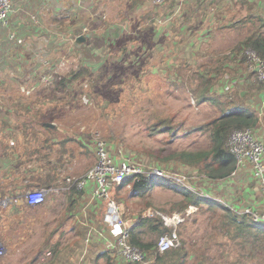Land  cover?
<instances>
[{"label": "rangeland", "instance_id": "rangeland-1", "mask_svg": "<svg viewBox=\"0 0 264 264\" xmlns=\"http://www.w3.org/2000/svg\"><path fill=\"white\" fill-rule=\"evenodd\" d=\"M56 1L62 4L63 10H68V4L70 3L67 4V0ZM169 2L170 0H166L159 5L161 14L162 6L164 5L167 9L169 7ZM76 3L77 8L80 10L88 8L85 11L84 19L81 21L91 29V33H88L89 36H92L94 40L100 38V40L103 41V36L109 31L111 32L114 29V25L122 24L120 23V18L127 10L130 0H79L76 1ZM48 6H51L49 0H47V7ZM184 7L195 13L188 23L189 29L183 31L179 36H177V34L174 35L175 38L172 36L173 39L165 37L155 39V37H153V44L150 43L146 47L142 46L138 55H129L128 53L120 52L119 49L121 45L118 46L114 44L115 42L112 41V35H110L109 42L105 41L104 44L101 43L99 47L100 50L97 51L98 49H96L97 52L93 53L96 54L94 60L97 61V63L102 61L105 64L103 58L101 60V50L109 44V52L105 53L104 57L107 58L110 55V50L114 52V57L111 58V63L115 64L114 69L113 71L112 68L108 69L106 72L108 79L106 78V82H103L101 78L97 77L103 65H98V67L96 65L92 77L98 78L97 85L99 88L94 91L90 90L91 93L84 98L81 108L69 111L65 124H61L62 128L57 132L58 137H63L62 132L67 131L69 136L73 138L77 137L78 139L80 138L86 143H88L87 141L92 140L93 149L95 134H98L100 138L103 139L102 141L108 146L109 152L116 158L129 155L131 158L145 163L146 166L152 165L153 167V165H158L160 166L159 168L168 173L184 174L187 172V174L190 175V180L195 177H203L197 173L188 172L189 170L187 167L177 163L171 162L170 164L165 165L164 163L159 162V159L155 156H151V152L163 149L162 152L165 155L174 150H194L203 148L208 143V134L206 132H193L190 130L206 120L219 116L222 109H225V106L231 104V100L234 96L238 108L242 109L247 106L250 87L245 82H239L235 90L232 89L233 91L231 90L230 92L222 91L221 93V89L225 90V86L221 89L219 87L217 90L218 93L215 95L213 101L197 102L193 91L198 88L200 79L195 76L193 72L200 64L211 62L212 64H216V66L225 64L226 71L231 72L230 70H232V75L237 72L246 73L245 65L235 64L238 62L234 57H228L230 59V61H228L229 59L227 60V62H230V64L228 63L230 66H228L225 56L231 55L229 54V50L247 35L250 29L258 26L259 20L255 17L250 20L247 17V13H249L246 12L247 6H243L239 3L236 5L235 2L229 4L215 3L214 0H205L204 4L200 2V5L197 6V10H195L190 3L185 4ZM210 8H214V11L210 10ZM129 10L132 12V18L137 15L134 8ZM253 10L254 6L251 13H249L250 16H254ZM93 14L95 15L93 16ZM23 17L25 18V16ZM27 18L28 16L25 19L27 20ZM49 19L50 18L47 15L44 18L42 17L39 21V26L40 24H43L47 30L57 28L54 25L47 24V20ZM130 21L132 24L134 20L131 19ZM135 22L133 23V26ZM230 22L233 23L230 25ZM37 26L38 25H36V28ZM44 26L39 28V33L32 35L42 36L45 33L42 31ZM79 26H81L80 19ZM119 28L123 27L120 26ZM5 30L4 27L1 29L2 32H7ZM189 34H191V37L188 38L189 41H187ZM54 37L57 40L56 33L54 34ZM48 38L49 36H47V39ZM123 40V47H128L129 49V38L126 37ZM30 46L27 44L24 51L39 52L36 51L39 49L36 47L30 48ZM45 48L47 49V46ZM56 48L53 47L51 57L53 62H56L57 60L61 62L62 60L64 61L62 68H59L58 65L55 67L58 70V76L61 78L67 74L72 66L74 67L77 65L79 61L85 57V49L83 52H78V49H75L74 46L71 45V42L62 45L57 49ZM87 50L89 52L86 51V53L90 54V52H92L91 48H88ZM12 60L13 58L7 56L6 59L3 57L0 58V64L2 63L0 66L1 69L5 70L9 77L11 76L12 78L7 79L10 81L9 86L6 89L2 90L0 88L1 91L5 92L0 98V105L8 108H11V105L8 103L10 101V92L18 90L17 85L20 86V88L24 87V83H15L16 79L18 78L24 81V78L28 76V69H35V67L40 66L36 65V62H29L28 67H22L20 65L23 61L21 57L19 62ZM184 61L187 62V66L182 65ZM10 65L13 66V68L9 67ZM118 65H122V67L115 70V67H118ZM140 67H142L141 70L139 69ZM43 69V67H40L37 71L42 74L44 72ZM37 71L35 70L34 72ZM135 71L139 72L138 76ZM192 76H195V78ZM249 77L250 76H247V78ZM103 78L105 77L103 76ZM36 81V78H32L27 79L25 82ZM87 81H89V89L94 80L87 79L86 82ZM113 82L115 84L114 89L118 94L114 91H112V93L121 96H111L113 99L112 101L108 96H103V93L109 92V86L112 88ZM232 85H234V83ZM241 87H243V90L240 89ZM134 89L138 91L137 98L130 97L134 92ZM20 95L27 98V96ZM118 97L120 99L124 98L125 102L127 101L124 106L118 105L116 102ZM19 98L21 97L19 96ZM220 101L223 102L218 104ZM114 107L118 109L114 111ZM10 115L14 118L12 121L13 123L17 122L18 125H21H19L18 128L15 127L17 131L14 133L9 132L4 135V144L1 143L0 145V153L3 154L2 157L5 158L4 153L6 152L11 158H5L10 162V165L7 163L6 167L3 166L0 170V174L1 179H7L8 183L14 181L17 182L16 177L18 176H14V169H11V166L14 163V151L17 149L21 150V154H17L22 160L21 166L19 168L17 166V170L19 175L18 180L21 183L19 186H22V193L19 194L16 191L18 186L15 185L8 188L7 191L2 190V200L5 198L22 199L27 190L34 189H27L29 188L26 186L27 183L22 184V177L25 178L23 175L26 174L28 166H37V161L34 160L35 157L33 156L32 159L30 158V154H28V151L25 148L24 141L21 142L20 139L15 138L17 135H21L24 138L25 131H27L26 140L30 141L28 146L32 149L33 146L39 144V142L35 143L32 140L35 134L31 133L29 120H26L25 117L20 116L19 114H15L14 111ZM156 115L171 117L172 127L166 130L165 133L151 137L148 135L147 131L143 130V127H145L149 121H152ZM2 122L3 121L1 120V123ZM32 127L39 126L33 125ZM39 130L42 133L45 132L41 127H39ZM186 132L189 133L184 135ZM76 133H79V135ZM174 136L177 137L173 142L169 143L168 140ZM15 139L18 141L19 145L16 143ZM11 141L13 144H10ZM70 145L73 146L71 149H73L76 157L71 158V163L65 164L64 168L61 169V175L71 176L73 179H77L78 177L76 176L81 175L84 171L90 168L91 165H95L97 160L94 153H92L93 151L91 152L90 150L89 152H86V150L83 149L82 153H79V146L76 142H74V144L71 143ZM15 147L17 148L14 151H9L10 148L13 149ZM39 158H41L42 164L46 160L41 156ZM170 170H174L175 172H171ZM150 182V191L147 194H139L130 199V201H136L135 211H132L129 208L124 199L127 190H129V186L120 188L118 192L114 189L109 191L110 198L118 204L121 217L127 226L132 224L137 215L142 217H151L154 215L162 219L164 218L165 220H167V218H172L168 223L171 226L170 228L180 231L182 227L179 226L187 220L188 227L182 237L188 235L189 237L196 239L201 235L205 237L207 234L216 232L213 237L216 244L212 242V248L210 249L211 252H209L208 255V257H211L212 262H219L220 249L226 250V248H234L235 251L237 250L239 241H233V235H221L220 232L217 233V229L213 227L210 228L204 224L201 214H196V208H189L186 211V216L181 214L169 216L160 211L161 208L167 207V204H164L166 201H170L172 197L173 199L171 201L178 199V196L174 192L179 189V186L167 181ZM5 188L6 187H3V189ZM57 188L59 190V193L56 194L57 196L52 197L50 194L47 197L45 204L42 206L29 208L20 201L23 203L21 206L14 204V207L10 209L0 208V237H2L0 238V243L6 250V256L0 260V264H27L30 262L31 257L38 251V248L46 238L47 240H53L51 236L53 235L52 231L58 224H62L60 230H57L56 232L60 244L67 245L68 241L71 242L73 240V234H75V231L73 232L72 230L69 232V229L78 223L75 218L69 216V211L66 207L65 192L68 190L66 189L60 192V186H57ZM11 194L13 196L17 194L18 196L13 197ZM221 196V194L216 195L217 198H220ZM144 202L152 204V206L145 211L140 209ZM175 216L180 220L179 222H177V218H174ZM193 220L197 221L194 222ZM19 225H22V227H18ZM19 229H22V232L25 233L21 238L18 236L14 237L15 234L20 232ZM181 231L183 232V229ZM62 233L64 235L61 236ZM232 234L235 233L233 232ZM55 239L56 236L54 237V240ZM192 242H194V240ZM236 252L240 253L239 251ZM236 256L238 257L239 255ZM48 260L49 259L47 258V261ZM259 263L260 260H258V257H255L250 258L246 264Z\"/></svg>", "mask_w": 264, "mask_h": 264}, {"label": "trees", "instance_id": "trees-1", "mask_svg": "<svg viewBox=\"0 0 264 264\" xmlns=\"http://www.w3.org/2000/svg\"><path fill=\"white\" fill-rule=\"evenodd\" d=\"M146 2V0H130L128 9L124 14H122L120 21L124 22L125 20H129V9L138 7L139 5H147L148 3L146 4ZM234 2L236 5L239 3L243 6H247L246 12L251 13L253 6L249 4V0L228 1L229 4ZM195 3L200 4L197 0ZM174 4L171 2L170 9H172ZM249 13H247V17L250 20L255 17L259 20V24L258 26L250 29L248 34L229 50V54H231L230 56L234 57L238 64L245 63L247 61L246 51L248 50H253L264 59V18L250 16ZM49 18L50 19L47 20V24L54 25L60 30L58 31L54 29V32L57 34L56 38L59 43V47L71 42V45H73L75 49H78V52H83L85 49V59L84 61H79V63L74 67L72 66L68 70L67 74L58 79V81L53 84H47V88H43L41 92L35 94L37 95L35 97L24 98L21 96L20 94L23 95V93L19 90L20 86L18 85V90L10 92V101L8 103L12 106L14 113L25 117L26 120H29L31 133L35 134L32 140L34 142L41 143L33 146L31 149L30 146H28L30 141L26 140L27 131H25V148H27L30 158L32 159L34 156V160L37 161V166H28L26 174L23 175L25 178L22 177V183H27L26 186L29 188H50L57 186L63 188L66 186V179L61 175L60 171L64 168L66 163L72 162V157H76L73 149H71L73 146L70 144H74V142H76L79 146V153H82L83 149L86 150V152L91 150L88 145V141V143H86L80 138H73L69 136L67 131L62 132L63 137L57 136V132L62 128L61 124H65L69 111L81 108L84 98L89 96L91 91L99 88L97 85L98 78H101L103 82H106L105 79H108L106 72L109 68H112V71L114 69L115 64L111 63V58L114 57V52L110 50V55L107 58L104 57V54L109 52V44L101 50V60L103 58L105 64L102 61L97 63V61L94 60L95 58L90 57V55L99 51L101 43L104 44L110 35L113 37L112 41L115 42L114 44L118 46L120 45L122 38H129V49L128 47H123L124 44H121L119 49L120 52L128 53L129 55H138L142 46L146 47L150 43L153 44L150 34L142 36L138 41V34L130 35L129 33H124L121 35L116 29L105 34V36H103V41L100 40V38H98V40H94L91 36H89L84 43L77 44L72 34V31L75 30L73 27L77 22L74 20L73 15L69 14V10H63L61 12L59 11L50 14ZM135 21L136 20H134L133 23ZM232 23L233 22H230V25ZM115 26L116 25L113 27ZM49 37L51 39L53 38L51 35H49ZM190 37L191 34L188 35L187 39ZM85 44H88L89 47L85 48ZM94 46L98 49L97 51L92 49L90 54L86 53L88 48ZM22 52L24 51L22 50ZM48 57H50L49 51H47V56H42V59H47ZM225 57L227 62L229 56ZM59 62L60 61L58 60L53 62V60L51 61V59H47V73L49 70L52 71L53 68L59 64ZM96 65L97 67L98 65H103V67L97 75L98 78H93L92 75ZM182 65L187 66V62L184 61ZM227 65L230 66L228 62ZM121 67L122 65H118V67H115V70L120 69ZM139 69L141 70L142 67ZM230 71L232 72V70ZM135 72L138 76L139 72ZM231 72L226 71L225 64L219 66H216V64H212L211 62L200 64L193 72V74L200 79L198 88L193 91L196 96V101H213L215 95L218 93V88H222V79L225 76L232 75ZM251 73L255 74L254 71H251ZM103 76L105 78H103ZM195 76L192 77L195 78ZM8 78L12 79L5 70L0 69V88L2 90L9 86L10 80H7ZM87 79L94 80L89 89L88 84L84 87V83ZM16 83L23 84L24 81L16 80ZM87 83H89V81H87ZM112 85V88L109 86V92H104L103 96H108V98L113 101L111 96L121 95H115L112 93V91L117 93L114 89V82ZM31 86H33V84L27 85L26 87L30 88ZM222 91L224 90L221 89V93ZM137 95L138 91L134 89V92L130 97L137 98ZM19 96L21 98H19ZM116 102L119 106H124L127 101L125 102L124 98L120 99L118 97ZM221 102L223 101L218 102V104ZM4 107L5 106L0 108V111L2 112H0V130L2 124V128L7 131L6 133H9V128L11 126L5 122L1 123V120L2 118L7 119L10 117L11 111ZM225 107L226 108L222 109L219 116L206 120L202 124L190 130L193 132H206L208 134V143L205 147L194 150H174L165 155L162 152L163 149L151 152V156H155L159 159V162H162L165 165H168L171 162L177 163L187 167L189 170L188 172L197 173L203 176V186L208 185L207 188L209 192L215 193L216 195L221 194L222 197L226 196V194L222 193V188L225 187V181L232 182L229 177L235 168V159L227 147L228 139L234 131L248 128L253 129V127L258 123V116L255 111L248 106H245L242 109L238 108L235 96L231 100V104ZM117 109L118 108L116 107L113 108L114 111ZM171 121V117L156 115L152 121H149L148 124L143 127V130L147 131L149 136L155 137L157 134L165 133L166 130L170 129L172 127ZM49 123H53L54 127L52 128L47 126ZM32 124L38 125L45 130L47 132V136L45 135L46 132L42 133L39 130V127H32ZM19 125L15 124L14 127L18 128ZM4 130L0 131L2 135L1 138H4ZM188 133L189 132H186L184 135H187ZM176 137L177 136L172 137L168 140V142H173ZM2 143L4 144V142ZM15 149L16 147L13 149L10 148V150L8 148L9 151H14ZM41 149H43L44 153H41ZM40 156L43 157V159H46L43 164L41 163V158H39ZM21 161L22 160L20 158V165ZM150 181H167L172 184L174 183L171 179H156L152 176L143 175L127 179L124 185H128L129 190H127V194L124 199L132 211H135L136 209V201H130V199L138 196L139 194H147L150 191ZM176 185L179 186V189L175 190L174 193L178 196V199L171 201L173 199L172 197L170 201H166L164 203L167 204V207L161 208L160 211L167 215L177 213L186 216V211L189 207H195L196 214H201L204 224L210 228L213 227L217 229V233L220 232L221 235H233V241H239V246L236 251H239L240 253H237L234 248H226V250L220 249L219 262H212L211 257H208V255L209 252H211L210 249L212 248V242L216 244V241L213 238L216 232L207 234L205 237L201 235L196 239H193L188 235L182 237L188 227L186 222L187 220L179 226L182 227L183 232L181 231L182 229L180 231L176 230L180 236V245L159 253L156 251L159 238L164 235L171 234L173 229L165 226L161 218L154 215L151 217H141L137 215L135 217L132 224L129 225V242L131 245L142 249L146 253L147 257L154 256L156 264H246L250 258L255 257H258V260H260L259 264H264V225L257 224L251 220V217L248 215L242 214L239 216L229 206H225L216 200L207 199L198 193H193L186 187H182L179 184ZM211 186L213 187L211 188ZM65 195L66 207L69 211V216L74 218L75 211L81 202L84 191L82 189H76L75 184H73L69 191L65 192ZM52 197H55V195ZM232 204L235 205L237 210H240V205L236 202L234 197L231 198V205ZM150 206H152L151 203L144 202L140 209L145 211ZM88 217L90 218V221L95 220L94 212L89 213ZM193 221L196 222L197 220ZM61 225L62 224H58L53 228V235L56 234L57 230H60ZM72 230L73 232L75 231V234H73V240L69 245H61L58 240H47L46 238L38 248V251L31 257L30 262L27 264H99V257H103V264H123L119 258L111 255L110 250L101 249L98 243H86L85 239L87 232L89 231V227H80L76 224L69 229V232ZM233 232L235 234H232ZM62 235L64 234L62 233L61 236ZM193 240L194 242H192ZM87 247H89L88 250L86 249ZM85 249L87 250L86 252H84ZM48 252L51 254L50 258L47 256ZM236 255L239 256L237 257ZM47 258L49 259L48 261Z\"/></svg>", "mask_w": 264, "mask_h": 264}, {"label": "built area", "instance_id": "built-area-1", "mask_svg": "<svg viewBox=\"0 0 264 264\" xmlns=\"http://www.w3.org/2000/svg\"><path fill=\"white\" fill-rule=\"evenodd\" d=\"M165 1L166 0H148L147 2L148 5L154 7ZM261 1L263 5L260 11L264 18V0ZM11 12L12 0H0V25L6 26L8 24ZM37 19L38 16L34 14L31 16L33 23H37ZM7 38L9 41L18 45L23 44V40L18 38L14 33L8 34ZM32 54L36 60H39L40 66L46 68V71L41 74L36 68H30L28 79L36 77L37 83L33 84L30 88L25 86L21 87L20 91L25 95H30L38 86L47 88V84L53 81V76L57 73V69L47 73V60L39 58V52L33 51ZM246 59L248 70L254 71L258 80L264 83V59L253 50L246 51ZM60 62L58 67L62 68L64 61L62 60V62ZM256 67L258 68L257 71H255ZM35 70L37 72H34ZM86 86L87 83H84V87ZM95 135L93 153L97 160L96 164L91 167L84 176L77 179H73L71 176H64L66 179V186L60 188V192L66 189L69 191L73 184H75L76 189H86L90 191L89 193L84 192L77 208V212L82 216L83 222L91 223L85 241L87 244L88 242L98 243L101 249L110 250L113 256L121 260V263L156 264L154 256L147 257L142 249L130 244L129 226L123 221L118 204L109 196L110 190L114 189L118 192L123 186H128L124 185L127 179L137 176L143 175L152 176L156 179H171L174 183L189 188L194 193H198L207 199H213L225 206H229L239 216L242 214L248 215L251 217V220L257 224L264 225V142H260L256 138L254 129L248 128L234 131L227 142V147L235 159V168L230 174L229 179L236 183L239 171L245 168L249 169L252 178L258 183L262 195L261 202H256L253 205H240V210H237L234 204L231 205V200H229V198L227 199V197L222 196L217 198L215 193L204 190L202 177H195L190 180V175L187 174V172L184 174L168 173L159 168L160 166L158 165H153V167L152 165H150L151 167L146 166L145 163L131 158L129 155L116 158L109 152L108 146L102 141L103 139H101L98 134ZM10 144H13V142L11 141ZM170 171L175 172L174 170ZM58 193L59 190L57 187H35L32 190H27L22 199L5 198L2 200V197H0V208H7L19 201L23 202L27 207L36 208L45 204L50 194L52 196H57L56 194ZM91 212H94L95 220L90 221L88 216ZM174 218H177V216ZM170 219H164L165 224L168 226H170L168 224ZM179 221L180 220L177 218V222ZM179 245L180 239L178 233L176 229H173L171 234L159 238L156 251L162 253L167 249ZM49 255L50 254L47 253V256ZM4 256H6V250L0 243V260Z\"/></svg>", "mask_w": 264, "mask_h": 264}, {"label": "crops", "instance_id": "crops-1", "mask_svg": "<svg viewBox=\"0 0 264 264\" xmlns=\"http://www.w3.org/2000/svg\"><path fill=\"white\" fill-rule=\"evenodd\" d=\"M49 1L51 3V6L47 7V0H12V12L9 15L8 24L6 26L0 25V58L3 57L6 59V56H7L10 58H13L12 61L19 62V59L21 57L23 61L20 63V65L26 66V64H28L29 62H33V54H32L33 51H31V52L24 51V48L28 44L29 46L31 45L30 48L36 47L37 49H39L36 51H39L41 56H47V51H49L50 57H48L47 59H51V61H52L51 51L53 50V47L58 48L59 43L57 42V40L54 37V34H55L54 29L47 30V28L43 24H40V26H39V21L42 19V17L44 18L46 15L50 16V14H53V13H56L59 11L60 12L63 11V8H62V4L59 3L58 1H56V0H49ZM76 1H79V0H67V4L70 3V4H68L69 14H72L74 20H76V22H77L76 25H74V27H73V28H75V30L72 31L74 38H77L81 34L91 33V29L89 27H87L84 22L81 21L84 19L85 11L88 8L87 9L84 8L83 10L78 9ZM83 1H85V0H83ZM195 1L196 0H170V2H173V4L174 3L175 4L173 5L172 9H170V6H171L170 2L168 4L169 7L167 9L163 5L162 6V14H161V11L159 9V7H160L159 5H156L153 7V6L148 5L147 4L148 2H146V4L148 6L147 5H139L138 7H134V11L137 13V15L132 18V16H131L132 12L130 10L129 11V15H130L129 20H125L124 22H121L122 24L116 25L113 30L116 29L117 32L121 35H123L124 33H129L130 35H137L138 34V41L140 40V38L142 36L147 35V34H150L151 38L155 37V39H159L162 37L173 39L172 36H174L176 34H177V36H179L182 34L183 31H185L186 29H189L188 23L191 20L190 18L192 16H194L195 13L193 11L187 10L184 7V5L187 3H190V4H192L194 9L196 10L197 6H199L200 4H196ZM197 1H200L203 4L205 2V0H197ZM214 1H215V3H228L229 0H214ZM249 1H250L249 4L254 6V10H253L254 16H258V17L263 18L261 11H260L262 8L263 2L261 0H249ZM150 7H152V8H150ZM210 10L214 11V8L213 9L210 8ZM27 11H29V12H27ZM30 11H32V12H30ZM33 14L38 16L37 23H33V21L31 20V16ZM22 15L25 16V18L28 16L27 20ZM94 15L95 14H93V16ZM79 19H80L81 26H79ZM131 19L132 20L133 19L138 20L135 22V24H134L135 26H133V23L131 24V21H130ZM36 25H38L37 28H36ZM42 26H44L43 27L44 30L42 29V31H44L45 33L42 36H38V35L33 36L32 34H36V33L40 32L39 28H42ZM120 26H122L123 28H119ZM3 27L6 29L5 31H7V32L1 31V29ZM55 29L60 31L59 28H55ZM209 32H210V29H209ZM10 33H14L18 38H21L23 40V44L18 45L14 42L9 41L7 36ZM166 33H168V34H166ZM49 35H51L53 38L51 39L49 37L47 39V36H49ZM109 38H110V36H109ZM109 38L106 41L109 42ZM174 38H175V36H174ZM123 39L124 38H122V40L120 41V45L124 44ZM187 41H189V39ZM46 46H47V49L45 48ZM87 47H89V45L85 44V48H87ZM21 49L24 52H22ZM91 49L96 50L97 48H96V46H94V47H91ZM95 55L96 54L92 53L90 55V57L95 58ZM230 57L231 56L229 55V58ZM84 59H85V57L82 58L83 61H84ZM228 61H230V59ZM1 62H2V59H1ZM228 63L230 64V62H228ZM235 64H238V63H235ZM240 64L245 65L246 73L245 72H243V73L237 72L236 74L225 76L222 79V81H223L222 87L225 86V90H224L225 92H230L232 89L235 90V88L237 87L239 82H245L250 87V94H249V98L247 100L248 101L247 106L251 107V109L254 110L258 116V123L256 126L253 127L254 134L260 142H264V83L260 82L258 80L256 73L252 74L251 71L248 70L247 62L239 63V65ZM1 65H2V63L0 64V66ZM9 67L13 68V66H11V65ZM0 69H1V67H0ZM247 76H250V77L247 78ZM16 80H20V79H16ZM26 83L27 82H25V78H24V84H26ZM233 83H234V85H232ZM42 89L43 88H41V87H37L31 93L30 96L31 97L37 96L35 94L41 92ZM240 89L243 90V87H241ZM4 93L5 92L0 90V98L3 96ZM31 97L27 96V98H31ZM2 107L3 106L0 105V108H2ZM6 108H7V110L11 111L10 114L13 113L12 106H11V108H8V107H6ZM13 120H14V118L12 117V115H10V117H8L7 119L2 118L3 122H5L11 126L9 128V132H11V133H14L15 131H17L14 127L15 124H17V122L13 123L12 122ZM1 130H4L2 128V124H1ZM6 132L7 131L4 130V134ZM76 134L79 135V133H76ZM45 135L47 136V132L45 133ZM15 138L20 139L21 142L24 141V143H25L23 136L17 135ZM75 138H77V137H75ZM3 141H4V138H1V133H0V145ZM88 142H89L88 143L89 147L93 151V149H92V142L93 141L90 140ZM16 143L18 144L17 140H16ZM35 143H37V142H35ZM26 150H27V148H26ZM41 150H42L41 153H44L43 149H41ZM21 152H22L21 150L17 149L13 153L14 163L12 164L11 168H14V176L15 177L16 176L19 177L17 166L19 168L21 165L19 164L20 158L17 156V154H21ZM2 156H3V154L0 153V170L2 169L3 166L6 167L7 163H9V165H10V162L5 158H11V156H9L6 152L4 153L5 158H3ZM2 158H3V160H2ZM93 166L94 165H91V167H93ZM90 168H88L81 175L76 176V177L79 178V177L84 176ZM18 177H16L17 182L14 181V182L8 183L7 179H1V174H0V197L3 193L2 190L7 191L8 188H11L15 185L18 186V189L16 191L19 194L22 193V190H21L22 186H19L21 183L18 180ZM251 177L252 176H251L249 169L245 168V169L240 170L238 173V176L236 178V184L234 183L233 180H232V182H230V181H225L226 183L223 182V183H225V187L222 188V193L226 194L225 197H227V199L229 198V200H231V198L234 197V199L236 200V202H238L239 205H253L256 202H261L262 201V195H261L260 189L258 187V183L254 179H252ZM22 184H24V183H22ZM207 186L206 185L203 186V189L206 191H208ZM3 187H6V188L3 189ZM212 187L213 186H211V188ZM13 190H14V188H13ZM83 191L86 193L90 192L86 189H83ZM17 194H16V196H18ZM14 204L21 206L23 203H21L19 201L17 204L16 203H14ZM14 204L8 206L7 208L10 209V208L14 207ZM74 218L76 219V222L78 223L77 226H80V227L86 226V227L90 228L91 223H84L83 218L80 215V213L77 212V209L75 211ZM18 227H22V225H19ZM19 230L21 233L18 232L17 234H15L14 237L18 236L21 238L23 236V234L25 232H22V229H19ZM28 235H29V233H28ZM55 236H56V239L54 240ZM52 239L54 241H57L58 236L55 234L52 236ZM67 243H68L67 245H69L71 242L68 241ZM88 248L89 247H87L86 249L88 250ZM86 249L84 251H87ZM111 255H113V254L111 253ZM98 259H99V264H103V257H99Z\"/></svg>", "mask_w": 264, "mask_h": 264}, {"label": "clouds", "instance_id": "clouds-1", "mask_svg": "<svg viewBox=\"0 0 264 264\" xmlns=\"http://www.w3.org/2000/svg\"><path fill=\"white\" fill-rule=\"evenodd\" d=\"M37 21H38V19H37ZM75 40H76V38H75ZM39 58H42V56H41V54H40V57ZM45 59V58H44ZM43 60V59H42ZM45 60H47V59H45ZM33 62H36V65H40V62H39V60H36L35 58H34V55H33ZM59 65V64H58ZM29 66V64H26V67H28ZM41 66H38V67H35V68H40ZM54 69H56V68H53V70ZM44 71L46 70V68H44L43 69ZM51 70H49V72H50ZM30 73V69H28V73L27 74H29ZM57 73H58V70H57ZM57 73H55L54 74V76H53V81L51 82V84H53L54 82H56V81H58L57 79H60V76H58L59 74H57ZM29 77L27 76L26 78H25V81H27V79H28ZM34 78H36V77H34ZM37 83V81L36 82H28V83H26V84H24V86L26 87L27 85H30V84H36ZM85 83H87V82H85ZM88 84V83H87ZM38 87H40V86H38ZM42 88V87H41ZM19 90H20V87H19ZM23 95H25L24 93H23ZM31 95V94H30ZM30 95H25V96H30ZM189 189V188H188ZM190 190V189H189ZM190 191H192V190H190ZM193 192V191H192ZM194 193V192H193ZM12 195V194H11ZM13 196V195H12ZM16 196V195H15ZM1 197H2V195H1ZM192 207V206H191ZM190 208V207H189ZM192 208H194L195 209V207H192ZM174 214H177V213H174ZM174 214H172V215H174ZM172 215H169V216H172ZM142 217V216H141ZM161 220L163 221V223H164V225L165 226H167V227H171V226H168V225H166L165 224V222H164V220L161 218ZM49 254H50V252H48ZM50 256V255H49Z\"/></svg>", "mask_w": 264, "mask_h": 264}, {"label": "water", "instance_id": "water-1", "mask_svg": "<svg viewBox=\"0 0 264 264\" xmlns=\"http://www.w3.org/2000/svg\"><path fill=\"white\" fill-rule=\"evenodd\" d=\"M89 37V35L88 34H81V35H79L77 38H76V40H75V42L77 43V44H82V43H84L86 40H87V38ZM257 67L255 68V71H257ZM47 126H49V127H54V124L53 123H49V124H47Z\"/></svg>", "mask_w": 264, "mask_h": 264}]
</instances>
